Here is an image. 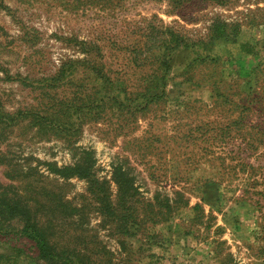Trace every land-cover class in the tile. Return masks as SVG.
<instances>
[{
    "label": "rangeland",
    "instance_id": "obj_1",
    "mask_svg": "<svg viewBox=\"0 0 264 264\" xmlns=\"http://www.w3.org/2000/svg\"><path fill=\"white\" fill-rule=\"evenodd\" d=\"M8 189L68 264H264V0H0Z\"/></svg>",
    "mask_w": 264,
    "mask_h": 264
},
{
    "label": "trees",
    "instance_id": "obj_2",
    "mask_svg": "<svg viewBox=\"0 0 264 264\" xmlns=\"http://www.w3.org/2000/svg\"><path fill=\"white\" fill-rule=\"evenodd\" d=\"M170 35V42L173 44L171 49H177L188 44L189 40L184 35L175 32H172ZM163 46H165V43ZM78 170L81 176L89 175V167L85 164H82ZM64 172H66L65 176H67L69 173H72V168H65ZM16 194L9 189L7 191L0 190V238H6L5 240H0V242L8 243L12 238H26L32 241L33 246L37 249L35 258L46 259L51 262L58 260L68 264L70 259L67 255L70 256V254H66V252L59 253L60 251L57 250L55 244L51 242L40 226L37 215L32 214L22 203V198ZM15 220L21 221L22 224L19 228L13 226L12 223ZM12 248L20 254L28 255L26 250L21 246L14 245Z\"/></svg>",
    "mask_w": 264,
    "mask_h": 264
}]
</instances>
